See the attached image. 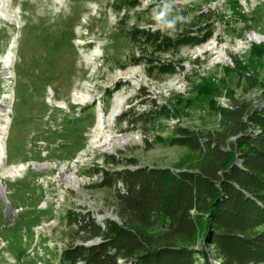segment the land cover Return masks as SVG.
<instances>
[{
    "label": "rangeland",
    "instance_id": "1",
    "mask_svg": "<svg viewBox=\"0 0 264 264\" xmlns=\"http://www.w3.org/2000/svg\"><path fill=\"white\" fill-rule=\"evenodd\" d=\"M4 4L8 17L0 20V121L5 111L10 126L0 181L10 210L0 202V264H59L74 228L68 223L70 211L89 212L98 222L113 218L107 206L112 189L96 185L101 169L115 172L126 164L106 162V157L135 161L129 169L176 172L186 152L170 143L175 127L217 130L221 111L233 101L264 117V41L247 40L249 33L264 38V0ZM165 4L171 10L157 19ZM176 17L193 32L211 30V38L157 53L131 36L135 29L153 31L159 28L154 21ZM12 43L13 63L5 68ZM137 57L181 68L175 74L148 72L146 64L133 61ZM200 86L209 89L197 98L192 89ZM118 100L123 103L111 121ZM162 107L167 117L157 116ZM100 112L103 124L98 123ZM146 113L155 118L132 124L134 116ZM107 136L122 138L121 145L95 148ZM35 164L48 167L40 170ZM19 165H25L20 176L8 177ZM60 174L71 175L77 184L65 183ZM116 187L122 190L120 184Z\"/></svg>",
    "mask_w": 264,
    "mask_h": 264
},
{
    "label": "trees",
    "instance_id": "2",
    "mask_svg": "<svg viewBox=\"0 0 264 264\" xmlns=\"http://www.w3.org/2000/svg\"><path fill=\"white\" fill-rule=\"evenodd\" d=\"M168 20L154 21L159 28L153 31L135 29L131 36L157 53L191 48L212 36L209 29L188 30L181 21L169 28ZM133 61L159 74L181 68L143 57ZM206 88L192 92L198 98ZM221 112L214 131L175 127L170 143L186 152L176 172L129 169L135 161L106 157V162L126 164L120 171L101 169L96 185L112 189L107 206L114 220L98 222L89 212H68L74 228L59 264H263L264 117L251 115L252 109L237 101ZM152 114H138L131 122L148 123ZM168 115L164 107L157 113ZM98 171L94 166L93 172Z\"/></svg>",
    "mask_w": 264,
    "mask_h": 264
},
{
    "label": "bare ground",
    "instance_id": "3",
    "mask_svg": "<svg viewBox=\"0 0 264 264\" xmlns=\"http://www.w3.org/2000/svg\"><path fill=\"white\" fill-rule=\"evenodd\" d=\"M4 3H5V0H0V20H4V19H6L8 17ZM247 40L248 41L261 42V41H264V38L263 37H259V36L255 35L253 33H249V34H247ZM13 48H15V43H12L11 50L7 53V55L5 57V68L6 67H9L13 63V51H12ZM122 103L123 102L121 100H118L116 102V105L115 106H116L117 109L112 111L111 117H110V120L111 121H113L114 117L116 115H118V113H119V111L121 109ZM2 113H3L2 114V117L4 119H2L0 121V157H3L4 158V156H5V147H4L3 141H4L5 136H6V133H7L9 121H8L7 118H5V111H3ZM103 118H104V116L100 112L98 114V123L99 124H103ZM121 141H122V138L113 137V136H107L105 138V140H104V143L103 144L96 145L95 148H97V149H103L105 145L106 146H111L113 144L121 145ZM46 167H48V165H45V164H35L34 165V168L40 169V170H42V169H44ZM24 170H25V165H19L16 168H11V171L7 175L10 178H13L14 176H20V173L22 171H24ZM59 177L60 178H63V181L65 183H74V184H77V182H78L71 175L60 174ZM4 190H5V188L3 187L2 182L0 181V202L5 203L6 206H7L8 204H7V201H6L7 199H6L5 191ZM6 209H7V211H9L10 210L9 206H7Z\"/></svg>",
    "mask_w": 264,
    "mask_h": 264
},
{
    "label": "clouds",
    "instance_id": "4",
    "mask_svg": "<svg viewBox=\"0 0 264 264\" xmlns=\"http://www.w3.org/2000/svg\"><path fill=\"white\" fill-rule=\"evenodd\" d=\"M170 5L169 4H165L163 10L157 15V19H160L161 17H164L169 11H170ZM178 19H182V17H176L174 19L168 20L167 26L169 28H173L175 25L176 20Z\"/></svg>",
    "mask_w": 264,
    "mask_h": 264
},
{
    "label": "built area",
    "instance_id": "5",
    "mask_svg": "<svg viewBox=\"0 0 264 264\" xmlns=\"http://www.w3.org/2000/svg\"><path fill=\"white\" fill-rule=\"evenodd\" d=\"M5 157V156H4ZM2 158L3 157H0V167L2 166Z\"/></svg>",
    "mask_w": 264,
    "mask_h": 264
},
{
    "label": "water",
    "instance_id": "6",
    "mask_svg": "<svg viewBox=\"0 0 264 264\" xmlns=\"http://www.w3.org/2000/svg\"><path fill=\"white\" fill-rule=\"evenodd\" d=\"M112 220H114V219H112ZM91 245V244H90Z\"/></svg>",
    "mask_w": 264,
    "mask_h": 264
}]
</instances>
